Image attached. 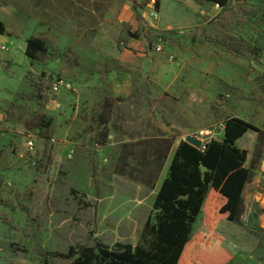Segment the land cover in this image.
I'll list each match as a JSON object with an SVG mask.
<instances>
[{
  "label": "rangeland",
  "instance_id": "1",
  "mask_svg": "<svg viewBox=\"0 0 264 264\" xmlns=\"http://www.w3.org/2000/svg\"><path fill=\"white\" fill-rule=\"evenodd\" d=\"M0 20V264H71V247L142 242L178 144L221 140L232 116L260 128L237 142L251 169L238 218L199 216L191 238L227 249L229 264H264V0H0ZM30 36L47 44L37 59ZM58 76L72 87L55 94Z\"/></svg>",
  "mask_w": 264,
  "mask_h": 264
},
{
  "label": "trees",
  "instance_id": "2",
  "mask_svg": "<svg viewBox=\"0 0 264 264\" xmlns=\"http://www.w3.org/2000/svg\"><path fill=\"white\" fill-rule=\"evenodd\" d=\"M205 1L223 7L230 2ZM154 2L159 8L161 0ZM0 33H4L1 20ZM46 51L47 44L42 37L30 36L26 40L25 55L29 59H37ZM54 80L49 84L51 92ZM111 106L106 101L102 107L107 109L99 116V124L105 129L108 128ZM249 130L260 131V128L241 117L232 116L224 122L221 140L210 139L201 147L182 140L156 194L154 219L149 217L146 221L143 241L135 246L117 242L113 246L98 243L78 250L71 247L67 254L75 256L71 264H229L233 256L227 249L194 246L191 233L199 216L205 227L223 220H237L243 192L251 178V169L246 163L247 150L240 148L237 142ZM158 142L163 145V150L156 149L155 155L163 165L172 151L174 140L166 137ZM43 264L50 263L44 261Z\"/></svg>",
  "mask_w": 264,
  "mask_h": 264
},
{
  "label": "built area",
  "instance_id": "3",
  "mask_svg": "<svg viewBox=\"0 0 264 264\" xmlns=\"http://www.w3.org/2000/svg\"><path fill=\"white\" fill-rule=\"evenodd\" d=\"M157 50H161V46H157ZM72 87V84L69 80L64 77H57L52 83V92L53 93H61L62 91L68 90ZM204 143H202L203 145ZM27 149L29 151H34L36 148V141L29 137L26 141Z\"/></svg>",
  "mask_w": 264,
  "mask_h": 264
},
{
  "label": "crops",
  "instance_id": "4",
  "mask_svg": "<svg viewBox=\"0 0 264 264\" xmlns=\"http://www.w3.org/2000/svg\"><path fill=\"white\" fill-rule=\"evenodd\" d=\"M117 55V54H116ZM115 55V56H116ZM142 55V54H135V55H133V56H130L129 57V60H131V62L132 61H136V60H138V58L140 57V56ZM123 56H126V55H123L122 53L120 54V60L122 61L124 58H123ZM124 63H125V60L123 61ZM116 74V73H115ZM116 76H118V77H120V78H122V80L124 81V83L123 84H119V86L117 87V90H119V91H121V90H127L128 88H129V86H130V84L131 83H129V74L128 73H125V74H123V73H120V74H117Z\"/></svg>",
  "mask_w": 264,
  "mask_h": 264
},
{
  "label": "water",
  "instance_id": "5",
  "mask_svg": "<svg viewBox=\"0 0 264 264\" xmlns=\"http://www.w3.org/2000/svg\"><path fill=\"white\" fill-rule=\"evenodd\" d=\"M186 141L192 143L193 145L197 146V147H201L202 146V143L203 141L199 138H197L196 136H193V135H188L186 137Z\"/></svg>",
  "mask_w": 264,
  "mask_h": 264
}]
</instances>
